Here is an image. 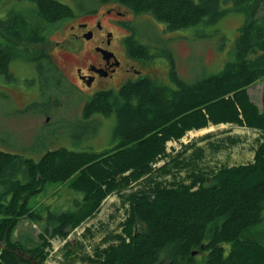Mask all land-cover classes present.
I'll use <instances>...</instances> for the list:
<instances>
[{
	"label": "trees",
	"instance_id": "obj_1",
	"mask_svg": "<svg viewBox=\"0 0 264 264\" xmlns=\"http://www.w3.org/2000/svg\"><path fill=\"white\" fill-rule=\"evenodd\" d=\"M108 1L148 14L168 31L212 22L229 11L243 12L245 21L233 59L219 72L186 82L170 68L169 83L144 76L89 96L75 127L86 131L94 123L91 116H113L114 142L103 150L61 145L38 159L0 150V264H43L50 239L65 238L112 193L126 204L121 229L110 231L101 241L107 244H97L92 255L84 254L87 264H264V85L261 106L247 90L264 79V0ZM30 2L22 16L0 26V74L11 77L14 60L32 62L48 112L60 105L59 93L73 95L77 89L45 47L51 24L72 10L58 0ZM131 30L127 52L150 58V46L139 40L136 28ZM222 123L259 131L249 162L204 169L185 157L193 148V156L201 159L202 147L185 145L175 154L166 149L168 141L189 130ZM182 169L188 171L185 176ZM169 174L170 179L163 178ZM69 179V186L82 193L76 208L51 215L33 246L13 240L19 219L43 217L28 204L29 196ZM135 183L139 187L132 188Z\"/></svg>",
	"mask_w": 264,
	"mask_h": 264
},
{
	"label": "rangeland",
	"instance_id": "obj_2",
	"mask_svg": "<svg viewBox=\"0 0 264 264\" xmlns=\"http://www.w3.org/2000/svg\"><path fill=\"white\" fill-rule=\"evenodd\" d=\"M58 1L70 6L73 3V0ZM32 5L30 0H2L0 26H4L3 23L10 18L22 16L26 8ZM227 5L230 6L231 3ZM129 19L132 27L141 33L139 40L150 46L151 57L134 59V68L140 72L127 73L120 84L102 89L117 90L124 82L144 76L169 83L170 68L186 82L205 74L219 72L225 62L234 57L238 28L245 21V14L229 11L215 21L201 22L175 31L166 30L161 22L148 14L132 13ZM48 39L45 47L53 54L68 80L77 88L74 90L75 94L59 93L60 105L45 112L44 104L40 100L35 65L23 60L12 61L9 64L12 76L6 78L0 74V150L34 159H38L48 148L61 145L72 150L89 147L101 151L114 142V117L93 115L89 118L94 122L93 125H89L86 131H78L75 124L83 119L82 108L91 96V89H86L78 83V87L74 84L72 72L78 63L59 52L55 44L56 40H60L59 35L52 33ZM121 56L128 58L124 49L119 51V57ZM171 86H174V83H171ZM235 137L239 138L238 142L229 141ZM258 137V130L246 126L231 123L210 124L205 128L187 131L179 140L168 141L166 149L175 154L185 145L202 147L204 156L201 159L193 156V148L186 151L185 157L207 169L221 164L249 162ZM162 163L163 160L158 161L156 166ZM187 172V169H182L180 175L185 176ZM163 178L170 179V174ZM69 182L70 179L63 183H48L40 192L30 195L28 204L43 217L37 221L29 218L19 219L11 238L26 248L31 247L37 243L38 233L43 231L51 215L74 210V203L82 198V193L71 188ZM139 185L135 183L132 188ZM125 208L126 204H123L117 193L108 195L99 208L70 230L65 238L50 239L51 248L43 264H87L83 259L84 254L92 255L97 244L105 246L107 242L101 241L110 231H120Z\"/></svg>",
	"mask_w": 264,
	"mask_h": 264
},
{
	"label": "flooded vegetation",
	"instance_id": "obj_3",
	"mask_svg": "<svg viewBox=\"0 0 264 264\" xmlns=\"http://www.w3.org/2000/svg\"><path fill=\"white\" fill-rule=\"evenodd\" d=\"M69 7L70 15L53 22L48 36L58 34L60 40L55 44L59 52L77 61L72 72L76 86L78 83L91 89L92 95L105 90L103 87L120 84L127 73L140 72L133 64L138 58L125 48L126 39L132 34L131 10L108 0H73ZM122 49L128 58L119 57Z\"/></svg>",
	"mask_w": 264,
	"mask_h": 264
},
{
	"label": "crops",
	"instance_id": "obj_4",
	"mask_svg": "<svg viewBox=\"0 0 264 264\" xmlns=\"http://www.w3.org/2000/svg\"><path fill=\"white\" fill-rule=\"evenodd\" d=\"M260 82V83H258ZM257 84H260V86H257ZM264 85V79L260 81H256L252 85L247 87L248 93L251 96V99L258 105L261 106V93ZM256 130V129H254ZM253 156V153H252Z\"/></svg>",
	"mask_w": 264,
	"mask_h": 264
},
{
	"label": "water",
	"instance_id": "obj_5",
	"mask_svg": "<svg viewBox=\"0 0 264 264\" xmlns=\"http://www.w3.org/2000/svg\"><path fill=\"white\" fill-rule=\"evenodd\" d=\"M112 171H113L114 175L117 174V170L116 169H113Z\"/></svg>",
	"mask_w": 264,
	"mask_h": 264
}]
</instances>
